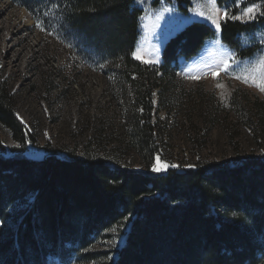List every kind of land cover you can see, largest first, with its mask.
<instances>
[{
  "label": "trees",
  "instance_id": "16d2710c",
  "mask_svg": "<svg viewBox=\"0 0 264 264\" xmlns=\"http://www.w3.org/2000/svg\"><path fill=\"white\" fill-rule=\"evenodd\" d=\"M14 1L37 21L49 19L44 13L50 6H60L62 26H71L81 45L123 66L145 109L134 112L132 142L140 155H152L149 103L158 71L171 72L181 55L196 54L215 30L200 21L187 25L165 45L163 63L150 66L132 55L143 14L135 0ZM176 2L187 12L192 0ZM218 2L233 6L237 0ZM250 3H262L255 21L228 17L221 26L222 40L239 57L256 50L243 48L241 36L264 25V0L242 5ZM0 126L20 144L32 136L2 80ZM113 231L126 236L111 264H264V161L155 173L87 151L40 161L0 152V264H47L50 255L83 252Z\"/></svg>",
  "mask_w": 264,
  "mask_h": 264
},
{
  "label": "rangeland",
  "instance_id": "374dc122",
  "mask_svg": "<svg viewBox=\"0 0 264 264\" xmlns=\"http://www.w3.org/2000/svg\"><path fill=\"white\" fill-rule=\"evenodd\" d=\"M154 2L134 1L143 9L133 51L141 58H134L150 66L163 63L165 45L187 26L172 32L175 22L188 18L203 22L219 16L222 26L225 11L229 18L240 16L234 20L244 23L255 21L263 12L262 3L243 6L246 0H237L233 6L220 5L218 0H192L187 12L176 0ZM253 5L255 18H250L245 10ZM4 7L0 80L10 89L18 120L32 135L20 144L0 126V152L5 157L20 154L40 161L48 155L63 158L87 151L155 173L264 161V91L253 83L264 78V25L241 36L243 48H256L248 57H239L222 40L220 26L196 54L181 55L169 73L158 71L149 103L154 150L152 155L145 153L146 158L132 142L134 112L145 114V109L137 104L135 87L125 78L123 66L81 45L75 30L62 26L60 6L47 8L44 16L49 19L38 21L14 0H0V11ZM228 51L235 53L237 63L214 77ZM108 236L64 259L50 255L47 264H111L126 235L113 231Z\"/></svg>",
  "mask_w": 264,
  "mask_h": 264
},
{
  "label": "snow or ice",
  "instance_id": "6c2138e0",
  "mask_svg": "<svg viewBox=\"0 0 264 264\" xmlns=\"http://www.w3.org/2000/svg\"><path fill=\"white\" fill-rule=\"evenodd\" d=\"M233 2H235V0H233ZM254 12H255V6L254 5L252 7H248L245 10V14L248 15L250 18H255L253 16V13ZM223 18L224 19H227L228 18L227 11H225ZM231 18H233V19H240L241 17L240 16H234V17H231ZM209 20L211 21L210 26H212V25L215 26L214 30L220 28V26H221V18L219 16H217L216 19L209 18ZM209 20H205L203 22L204 23H209ZM196 22H199V21H196ZM191 23H193L192 18H188V19H185L183 21L175 22L173 24V26H172V32H176L178 29L182 28L184 25H188V24H191ZM171 34L172 33L170 32L169 35H171ZM132 55L135 56L137 59H140L141 58L136 52H133ZM236 63H237V60L235 58V53L232 52V51L225 52L224 57H222V60H221V66H218L217 69H216V71H214L212 73L213 76L215 77L218 72H225V73L229 72L230 70H232V65H235ZM262 64H264V61H262ZM236 78L237 79H240L241 77L240 76H237ZM245 82L247 83L248 80L245 79ZM253 83H256V86L261 91H264V78H262L259 83H257L256 81H253ZM169 166L170 167H175V165H169ZM153 170L159 171L161 169L160 168H157V167H154Z\"/></svg>",
  "mask_w": 264,
  "mask_h": 264
},
{
  "label": "bare ground",
  "instance_id": "6f19581e",
  "mask_svg": "<svg viewBox=\"0 0 264 264\" xmlns=\"http://www.w3.org/2000/svg\"><path fill=\"white\" fill-rule=\"evenodd\" d=\"M4 11H5V7L1 9V11H0V17H1L2 14H3L2 12H4Z\"/></svg>",
  "mask_w": 264,
  "mask_h": 264
}]
</instances>
